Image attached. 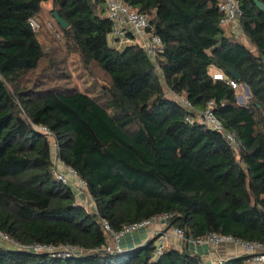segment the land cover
Masks as SVG:
<instances>
[{"label":"trees","instance_id":"obj_1","mask_svg":"<svg viewBox=\"0 0 264 264\" xmlns=\"http://www.w3.org/2000/svg\"><path fill=\"white\" fill-rule=\"evenodd\" d=\"M123 1L149 17V33L163 44L157 58L138 42H110L106 0H0V233L13 242L0 243V264H205L168 248L156 259L160 235L105 251L103 222L119 232L165 214L168 230L188 239L216 233L264 245V10L237 0L247 43L222 26L220 0ZM48 3L69 27L53 16L61 34L48 28L46 46L38 34ZM69 55L104 84L70 88ZM215 71L247 87L249 103L239 105ZM211 100L241 142L239 154L199 121ZM58 160L85 182L79 196L90 202L56 176ZM34 245L83 252L58 259Z\"/></svg>","mask_w":264,"mask_h":264},{"label":"built area","instance_id":"obj_2","mask_svg":"<svg viewBox=\"0 0 264 264\" xmlns=\"http://www.w3.org/2000/svg\"><path fill=\"white\" fill-rule=\"evenodd\" d=\"M108 15L111 18L113 23V32L112 38L114 40H120V42L129 40L128 35L131 34L134 38H138L140 40V44L143 48L146 49L147 53L150 57L157 58V53L163 50L162 40L157 35H152L149 33L148 28L150 26L149 17L128 4H126L123 0H106ZM220 8L224 13V17L221 20L222 26H230L233 28L236 36L243 35L242 27H241V16L242 11L240 10L239 4L237 0H220ZM30 24L32 28L37 31L40 26L35 20H30ZM59 37L60 34H57ZM243 41H247V38H243ZM118 42V41H117ZM119 42V43H120ZM215 79L224 80L227 84L232 86L234 89L239 86L237 82L233 79H226L223 73L214 74ZM247 90V87H245ZM181 104L189 109H192V104L187 101L184 97L178 99ZM216 102L211 100L208 102L207 107L202 113H198L199 121L205 124L208 128L212 130L222 132L225 135L228 145L239 154L242 150V144L238 140L237 135L234 131L227 129L220 118L217 117L215 113ZM195 112V111H193ZM191 120V119H188ZM46 132L47 130L44 129ZM57 170L56 176L64 183H68L72 186L74 185V191L76 193L81 194L86 189V184L84 181H81L76 175L75 171L61 161H57ZM63 170V171H62ZM73 180H75L73 182ZM171 218V215L165 214L159 217H154L151 219H147L138 223H134L124 227L119 232H114L110 225L107 222H103L104 228L110 232L109 244L106 246V252H122L123 249L120 247V241L127 234L136 232L142 228H146L157 221H168ZM173 234L176 238L185 239V233L182 229L174 228L172 229ZM0 235H3L0 233ZM159 239L157 241V246L155 250V258L160 257L166 249V241L168 233L159 234ZM5 236V235H3ZM6 237V236H5ZM209 243L221 244H236L243 246L254 258L255 261L264 262V245L259 242H245L239 239H235L232 236H221L216 233H210L205 240ZM29 249L33 252H48L51 258L58 259H68L72 257H78L82 254L83 251H79L78 248L73 246L68 247H59L55 248L50 245H34L29 247Z\"/></svg>","mask_w":264,"mask_h":264},{"label":"crops","instance_id":"obj_3","mask_svg":"<svg viewBox=\"0 0 264 264\" xmlns=\"http://www.w3.org/2000/svg\"><path fill=\"white\" fill-rule=\"evenodd\" d=\"M227 28L230 29L232 34H235L232 27L227 26ZM247 43H249L248 40ZM216 73L218 72L215 71V74ZM80 203L85 204V202ZM165 232L168 233L165 244L166 248L179 251H190V253L200 256L205 264H220L227 259L250 254L241 245L228 243L214 244L206 241H195L188 238H176L172 229L168 230L166 223L163 221L160 223H153L146 228H142L136 232L127 234L121 239L120 247L123 249V251H129L138 246L146 244L149 240L155 237L157 233L164 234ZM248 264H264V262L255 261L252 257L250 261H248Z\"/></svg>","mask_w":264,"mask_h":264},{"label":"rangeland","instance_id":"obj_4","mask_svg":"<svg viewBox=\"0 0 264 264\" xmlns=\"http://www.w3.org/2000/svg\"><path fill=\"white\" fill-rule=\"evenodd\" d=\"M51 8H52V4L48 3L46 5L45 11H44V15L46 16L48 21L46 22V24H44V30L42 29V31L38 34L40 42L46 46H48L51 43L50 42L51 37L53 36L51 31H49V29L54 31L56 35L61 34L59 27L54 24L55 21H53V18H52L53 16H52V13L50 11ZM238 38L243 40V38H246V37L243 35H239ZM57 39H59V38H57ZM110 42L114 46L121 48L127 44H133V43H137V42L140 43V40L138 38H135L132 41L125 39L123 42L122 41L120 42V40L115 41L114 38H112V36H111ZM68 60H69V62H68L67 72L71 75V77L69 78L67 85H69L70 88H75V89L77 88L81 91H89V92L93 91L94 92L95 87L98 86L97 84H99V86H102L104 84L103 82L101 83L98 81L97 78L100 76L98 75L96 70H93V73H91L89 70L84 69V67H83L82 63L80 62V59L77 55H71V56L69 55ZM235 90L237 93L238 104L239 105H247L249 103V94L247 93L245 86L239 85L237 88H235ZM78 197H79V200L81 202H90L89 199L86 200L83 195L79 196V194H78ZM157 222L160 223L162 221L160 220ZM0 243L4 244L6 246L13 244V242L11 240H9L8 238H6L3 235H0Z\"/></svg>","mask_w":264,"mask_h":264},{"label":"water","instance_id":"obj_5","mask_svg":"<svg viewBox=\"0 0 264 264\" xmlns=\"http://www.w3.org/2000/svg\"><path fill=\"white\" fill-rule=\"evenodd\" d=\"M255 2L260 9L264 10V3L260 2L259 0H255ZM53 16L56 22L62 27V29H67L69 27V24L59 15L57 11L54 12ZM234 76L236 78H239L237 74H234ZM247 93L249 94L248 88Z\"/></svg>","mask_w":264,"mask_h":264}]
</instances>
